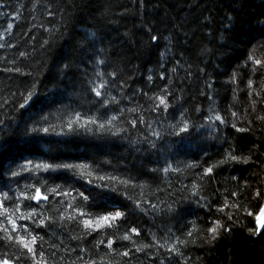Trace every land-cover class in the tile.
<instances>
[{"label":"snow or ice","instance_id":"1","mask_svg":"<svg viewBox=\"0 0 264 264\" xmlns=\"http://www.w3.org/2000/svg\"><path fill=\"white\" fill-rule=\"evenodd\" d=\"M31 2L30 11L42 6L41 0ZM138 3L142 9L146 0ZM244 3L217 0L211 9L205 6L208 15L201 21L211 28L213 11H222L223 31L206 34L219 40L221 47L244 45V62L225 82L233 92V103L225 109L218 107V90L207 74L198 93L207 106L189 99L186 85L199 76L190 71L191 64L184 67L183 50L174 63L164 60L161 52L158 67L170 74L149 72L147 83L140 87L134 86L139 82L132 73L113 67L115 53L105 47L106 35L95 32L80 38L79 60L60 66L62 81L54 89H41L34 71L19 65L32 53L0 56V72L8 74L5 79L20 78L15 88L0 91V150L13 136L49 145L44 155L0 159V264H189V249L211 246L234 228L264 239V141L257 136V143L247 150L234 143L243 139L235 134H264V59L255 55L264 42L252 46L256 37L251 31L234 36ZM43 7L48 16L54 15L47 5ZM254 19L264 35V11ZM40 27L51 38L63 35L59 27ZM147 33L151 45L159 49V34L151 26ZM12 35L9 22L0 32V51L18 47L9 39ZM51 46V39L42 40L45 55ZM208 51L205 48L201 55ZM164 63L173 66L165 70ZM242 79L245 89L240 87ZM240 91H246V106ZM42 96L46 102L37 108ZM117 142L144 158L135 172L128 163L101 158ZM192 146L195 152L190 151ZM211 147H216L215 154ZM182 155H191V160H180ZM152 156L158 157L159 166L147 167ZM249 164L259 167L258 181H242L233 174L231 186L209 191L220 170ZM247 190L260 201L256 210L244 195ZM185 203L209 213L203 224L202 218L187 217L179 227L173 223ZM134 215L146 217L149 226L134 225L130 220ZM65 234L66 240L60 239ZM102 246L106 251L101 253Z\"/></svg>","mask_w":264,"mask_h":264},{"label":"trees","instance_id":"2","mask_svg":"<svg viewBox=\"0 0 264 264\" xmlns=\"http://www.w3.org/2000/svg\"><path fill=\"white\" fill-rule=\"evenodd\" d=\"M216 2L217 0L212 2L209 0H146L141 9L138 0H41L42 6L33 12L30 11L31 0H0V4L4 5L0 9V32L4 31L7 23H13V35L9 39L18 46L16 49L0 51V56L6 55L11 58L18 55V51L32 53L27 60L20 59L19 65L24 71H34L41 89L45 87L54 89L56 84L62 81L60 66L64 62L79 60L77 44L80 38L85 33L95 32L98 35H106L105 47L110 53H115L111 56L113 67L118 72L132 73L135 80L139 82L134 83V86L140 87L147 83L146 76L149 72L170 74L158 67V62H163L160 57L161 52L165 53L164 60L174 63L176 59H181L183 50L184 67L187 68L191 64L190 71L199 76V79L196 76L190 78V84L186 85L190 89L189 99L195 98L193 103L207 106L206 99L198 95L199 90L204 87L205 74H207L215 82L214 87L218 90L215 94L218 107L225 109L228 104L233 103L232 86L225 82L229 79L231 72L244 62L245 56L244 45L226 44L221 47L219 40L206 34L210 31L213 33H217V30L223 31L220 27L224 22L222 11H213L215 20L211 28H206L201 22L203 17L208 15L205 6L211 9ZM241 3H244V0H241ZM43 5H47L54 15L48 16ZM261 5H264V0H250L249 3H244L234 33V36L239 37L243 32L251 31L256 37L252 46L264 42V35H261L254 19L264 11ZM17 10L21 15L18 16ZM33 16L36 17L35 20L32 19ZM13 17L17 19L13 20ZM40 25L48 28L59 27L63 35L58 39L51 38ZM149 26L161 37L159 49L150 43L147 33ZM34 35L36 39L32 40L31 37ZM45 38L52 40V46L48 49L47 55L41 48L42 40ZM167 48H171L172 51L167 52ZM205 48L210 51L201 55ZM255 55L256 58L264 59V48L257 47ZM173 63H164V69H170ZM201 68L204 72L199 71ZM178 73L181 77L185 75L180 68ZM7 75L0 72V91L6 92L9 87L15 88L20 79L15 77L5 79ZM156 83L162 84L165 81ZM240 87L246 88V79H242ZM239 97L241 104L246 106V91H240ZM45 102L46 98L42 96L36 107L40 108ZM225 132H234V130L226 129ZM235 135L243 136V139H237L234 143L244 150L257 143V136L264 141V134L260 132H256L255 135L248 133ZM48 149V144L27 143L24 138L13 136L8 138L7 143L0 150V159L11 161L24 155H44L48 153ZM190 151L195 152V146H192ZM210 152L215 154L216 147H211ZM52 154L67 155V153ZM101 158L128 163L133 172L140 167V161L144 159L138 153L131 152L126 144L119 142L114 143L106 153H101ZM157 159L158 157L152 156V163L147 167L159 166L156 163ZM179 159L190 161L191 155H182ZM162 163L161 160L160 164ZM259 171L258 166L251 164L228 166L227 170H220L216 182L212 184L209 191L216 187L223 188L225 184L231 186L234 183L230 180L233 174L240 177L242 181L250 180L255 183L259 180L257 175ZM244 195L248 197L250 206L256 210L260 201L252 199L253 192L247 190ZM179 209L181 216L173 221L177 227L185 222L184 217L190 220L202 218L199 222L203 224L209 216L206 210L198 208L195 204L185 203L180 205ZM245 219L252 220L250 217ZM130 220L136 226H149L146 217L134 215L130 216ZM152 227L155 230V226ZM45 239L49 238L46 236ZM60 239L66 240V234ZM92 240L93 237H88V241ZM85 246L90 247L87 243ZM105 251L106 249L102 246L100 252ZM93 255H97L95 250ZM189 255L192 258L189 264H193V261L196 264H264V239L250 237L246 229L237 227L226 237L222 235L211 246L189 249Z\"/></svg>","mask_w":264,"mask_h":264}]
</instances>
